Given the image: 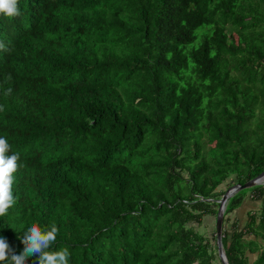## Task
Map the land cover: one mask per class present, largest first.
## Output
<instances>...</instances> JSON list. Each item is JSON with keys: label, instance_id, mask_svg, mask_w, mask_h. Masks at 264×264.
Returning <instances> with one entry per match:
<instances>
[{"label": "trees", "instance_id": "trees-1", "mask_svg": "<svg viewBox=\"0 0 264 264\" xmlns=\"http://www.w3.org/2000/svg\"><path fill=\"white\" fill-rule=\"evenodd\" d=\"M18 7L0 15V136L22 165L0 236L20 252L55 224L69 264H219L203 221L264 169V0ZM247 194L259 210L221 232L228 264H264V182L223 217Z\"/></svg>", "mask_w": 264, "mask_h": 264}, {"label": "clouds", "instance_id": "clouds-1", "mask_svg": "<svg viewBox=\"0 0 264 264\" xmlns=\"http://www.w3.org/2000/svg\"><path fill=\"white\" fill-rule=\"evenodd\" d=\"M0 15L6 18L18 17L20 15L18 0H0ZM0 50L8 51L3 42H0ZM8 91L11 92V89ZM0 111H3L2 107ZM10 151L11 145L6 136H0V217L6 215L16 203L12 185L14 173L22 166L18 163L20 154L12 152L8 155ZM57 234L58 228L55 224L50 227H41L34 222L19 237L24 245L20 252L8 243L6 237L0 236V264L5 262L6 264H26L30 257H37V264H69L71 256L69 246L64 245L58 250L55 249Z\"/></svg>", "mask_w": 264, "mask_h": 264}, {"label": "rangeland", "instance_id": "rangeland-1", "mask_svg": "<svg viewBox=\"0 0 264 264\" xmlns=\"http://www.w3.org/2000/svg\"><path fill=\"white\" fill-rule=\"evenodd\" d=\"M210 32H211L210 26L208 25L200 26L194 32L195 39L198 41L200 38L208 37ZM234 40L237 41L236 36H234ZM259 205H260V201H253L252 199H250V195L247 194L241 203V207H238L239 209L223 217L222 231L230 235L233 231L232 227H234V225L238 226L237 230H241L243 225L248 220L249 214H251L252 212H255V213L258 212ZM214 217L215 216H212V215L207 216L204 219L203 224H202V226L206 227L207 230L209 231L207 233L209 238L210 236H212L211 232H214L213 230L214 229ZM195 228H197V226ZM198 229H201V228H198ZM247 237H245V239ZM254 258H255L254 255H250L249 257H247L248 263L250 264L254 260ZM211 264H217L215 257L212 260Z\"/></svg>", "mask_w": 264, "mask_h": 264}, {"label": "water", "instance_id": "water-1", "mask_svg": "<svg viewBox=\"0 0 264 264\" xmlns=\"http://www.w3.org/2000/svg\"><path fill=\"white\" fill-rule=\"evenodd\" d=\"M264 181V169L252 179L246 181L245 183L239 185L234 184L227 188L222 196L217 200V209L214 217V237H215V246H216V255L219 264H228L222 246H221V231H222V222H223V212L225 209V205L227 200L236 194L239 191L246 190L252 188L256 185L261 184Z\"/></svg>", "mask_w": 264, "mask_h": 264}]
</instances>
